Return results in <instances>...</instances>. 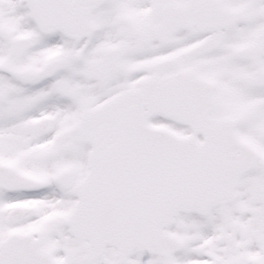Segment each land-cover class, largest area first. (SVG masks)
<instances>
[{
	"label": "snow or ice",
	"instance_id": "snow-or-ice-1",
	"mask_svg": "<svg viewBox=\"0 0 264 264\" xmlns=\"http://www.w3.org/2000/svg\"><path fill=\"white\" fill-rule=\"evenodd\" d=\"M0 264H264V0H0Z\"/></svg>",
	"mask_w": 264,
	"mask_h": 264
}]
</instances>
